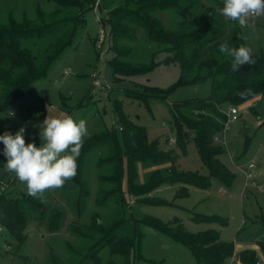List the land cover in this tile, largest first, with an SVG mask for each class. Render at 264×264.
I'll use <instances>...</instances> for the list:
<instances>
[{"label": "rangeland", "instance_id": "374dc122", "mask_svg": "<svg viewBox=\"0 0 264 264\" xmlns=\"http://www.w3.org/2000/svg\"><path fill=\"white\" fill-rule=\"evenodd\" d=\"M209 1L200 0L201 5ZM95 2L90 8L87 5L85 26L79 30L77 40L60 54L48 74L35 81L19 101L0 111V135L5 131L15 134L24 127L26 144L33 142L37 147L41 144L40 126L46 117L70 115L77 121L85 120L88 130L77 158V174L73 181L66 182L63 188L46 190L43 202L28 195L26 183L4 170L7 160L3 154L4 145L0 142V181L7 185L11 196H30L45 204L44 211H47L44 219L37 211L29 214L25 240L20 245L6 229L0 230V264H54L53 256L65 264L68 259H74L72 264H76L70 245L79 248L80 243L72 232L73 225L109 224L117 206L114 201L102 202L100 197L111 188L112 182L108 177L114 173L115 164L112 160L103 162L107 154L102 151L108 152L104 145L91 149V154L85 151V145L100 136L106 126L117 133L123 147V152H120L123 156L122 188L125 204H128L125 214L133 217L131 225H128V232L132 235V264H197L187 245L142 224L140 219L144 216L159 218L171 225L178 220L190 233L213 229L219 232L222 241L256 248L257 254L264 258V190H260V185H264V93L236 105L239 108L238 119L230 123L217 142L225 148L220 159L235 176L231 185L217 178H211L208 187L187 185L177 178L159 179L152 183L155 171H160L162 177L171 174L172 161L140 160L137 162V182L150 187L140 194H130L123 125L145 129L147 141L163 151H170L181 171L209 174L193 141L186 144L185 150L176 143L172 106L182 101L210 97L213 82L207 78L199 83L179 85L182 72L173 52L160 49L150 39L147 29L138 24L134 25V35L121 42L130 48L128 59L153 61V67L144 74L116 80L108 11L102 12L103 18L99 21L92 9ZM59 8L60 0H0V26L12 21L36 20L40 12L50 16ZM155 15L168 28L190 19V16L173 8L159 10ZM246 20V25L242 26L245 45L253 50L254 59H260L264 56V15H250ZM103 28L109 37L101 49L99 37ZM95 72L105 80L103 86L94 85ZM147 87L151 93L158 89L165 96L145 99L143 95ZM251 162L257 167L249 171ZM247 172H250V178ZM84 188L88 192L82 199ZM81 199L84 205L78 208ZM54 213L59 214L56 230L50 228V217ZM215 216L219 219H204ZM92 253L99 257L100 264L121 260L120 254H113L110 246ZM92 253L89 252L90 260L95 257Z\"/></svg>", "mask_w": 264, "mask_h": 264}, {"label": "trees", "instance_id": "16d2710c", "mask_svg": "<svg viewBox=\"0 0 264 264\" xmlns=\"http://www.w3.org/2000/svg\"><path fill=\"white\" fill-rule=\"evenodd\" d=\"M94 2L95 0H60V8L50 16L40 12L36 20L12 21L0 26V111L7 110L11 104L19 101L31 90L35 81L48 74L60 54L77 40L79 30L85 26L87 5L90 8ZM223 7L222 0H210L206 5H201L200 0H102L100 3V11H108V22L113 33L112 67L116 80H122L124 76L144 74L153 67V61L128 59L131 55L130 48L121 42L134 35V25L138 24L147 29L150 39L160 49L173 52L174 60L180 64L182 72L179 85L199 83L207 78H211L213 82L210 97L182 101L172 106L176 122V143L185 150L186 144L193 141L209 174L181 171L175 165L174 155L170 151H163L147 141L145 129L123 125L130 194H140L150 187L137 182V162L140 160L172 161L171 174L162 177L160 171H155L152 183L159 179L177 178L187 185L208 187L211 178H217L227 185H231L234 180V173L219 157L225 152V148L214 138L224 131L228 107L246 103L254 96L264 93V56L255 59V64L240 66L237 72L231 70L233 58L221 53L220 45L227 42L229 47L238 48L245 45V41L242 26L221 15L219 10ZM169 8L190 16V19L177 23L175 27H166L155 12ZM249 89L250 95L243 98L238 95ZM149 90L150 87H147L143 95L145 99L165 96L158 89H153L156 90L154 93ZM101 133L85 145V151L91 154V149L104 145L110 154L102 151L107 154L103 162L114 161V173L108 177L112 182L111 188L100 199L104 203L114 201L117 206L116 214L108 225L98 222L73 225L72 232L78 237L80 246L76 248L70 245L71 251L76 257V264H100L99 257L92 252L110 246L113 254H120L121 260L111 261L109 264H132V235L128 232V225H131L133 217L125 214L128 204H125L122 188L123 156L120 152H123V147L117 133L111 128L106 126ZM87 192V189L82 192V199ZM82 199L78 208L84 205ZM44 207L45 204L30 196L13 197L8 191H1L0 227L6 229L20 245L25 240L29 214L37 211L44 219L47 216ZM58 216V213H54L50 217L52 230L58 228ZM204 219L211 221L219 218L215 216ZM140 221L187 245L197 264H225L236 250L234 242L222 241L219 232L213 229L190 233L178 220L171 225L159 218L144 216ZM89 252L95 255L94 259H89ZM238 255L241 264H256V249H243L238 251ZM52 258L54 264H65L58 257ZM73 260L68 259L66 264H72Z\"/></svg>", "mask_w": 264, "mask_h": 264}, {"label": "clouds", "instance_id": "9594fccd", "mask_svg": "<svg viewBox=\"0 0 264 264\" xmlns=\"http://www.w3.org/2000/svg\"><path fill=\"white\" fill-rule=\"evenodd\" d=\"M219 11L226 20L245 26L246 18L250 15H264V0H224V7ZM219 50L233 58V72H237L242 65L256 63L253 50L245 45L229 47L225 42ZM250 94V89L238 93L241 98ZM40 128L39 147L33 142L26 144L24 127L15 134L5 131L0 135V142L4 145L3 154L7 160L3 165L4 170L14 173L21 182L26 183L28 195L43 202L46 190L63 188L66 182L73 181L77 174V158L88 130L85 120L77 121L70 115L63 118L46 117Z\"/></svg>", "mask_w": 264, "mask_h": 264}, {"label": "built area", "instance_id": "2783aa9c", "mask_svg": "<svg viewBox=\"0 0 264 264\" xmlns=\"http://www.w3.org/2000/svg\"><path fill=\"white\" fill-rule=\"evenodd\" d=\"M99 6H100V3H99V0L97 2H95L94 4V10H95V13H96V16H97V19L99 21L102 20L103 18V15H102V12L100 11L99 9ZM251 16H254V15H251ZM109 37V33L108 31L103 28L101 30V34H100V37H99V44L101 45V49H102V46L106 40V38ZM65 73H68V71H65ZM103 82H105V80H103L100 75H98L96 72L94 73V85L95 86H103ZM238 114H239V108L236 106V105H231L230 107L227 108L226 110V115H227V122L225 124V128H224V131L223 133L226 131L227 127L230 125V123L236 121L238 119ZM215 141L218 142L221 137H220V134L216 135L215 136ZM224 144L226 145V142L224 141ZM257 167V164L254 163V162H251L249 164V168L248 170L251 171L253 168H256ZM248 174L250 172H247ZM250 176V174L248 175V177ZM250 178V177H249ZM253 184H255V182H253ZM0 185L1 188H2V192H6L7 191V185L3 182V181H0ZM260 190H264V185H260ZM0 230H2V228L0 227ZM259 255V259H257L256 261V264H264V258L262 257V255L260 253H258ZM225 264H241V261H240V258H239V255H238V251L235 250V252L233 253V255L225 262Z\"/></svg>", "mask_w": 264, "mask_h": 264}, {"label": "crops", "instance_id": "0c3cea01", "mask_svg": "<svg viewBox=\"0 0 264 264\" xmlns=\"http://www.w3.org/2000/svg\"><path fill=\"white\" fill-rule=\"evenodd\" d=\"M243 249H249V247L248 246H241V245H237L236 246V250L237 251H241V250H243ZM251 249H256V248H252L251 247ZM256 251H257V249H256ZM258 255V254H257Z\"/></svg>", "mask_w": 264, "mask_h": 264}]
</instances>
